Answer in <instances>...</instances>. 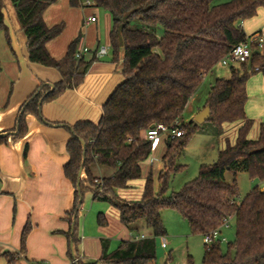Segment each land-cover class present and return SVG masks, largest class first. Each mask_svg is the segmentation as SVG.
Returning a JSON list of instances; mask_svg holds the SVG:
<instances>
[{"label":"trees","instance_id":"1","mask_svg":"<svg viewBox=\"0 0 264 264\" xmlns=\"http://www.w3.org/2000/svg\"><path fill=\"white\" fill-rule=\"evenodd\" d=\"M56 1L11 0L27 39L28 60L54 69L60 80L53 87L45 82L39 84L21 105L16 126L11 131L0 132V144L21 141L28 131L27 116L32 114L44 120L43 105L81 85L91 64L98 59L99 47L89 49L80 59L76 57L81 34L71 41L64 57L57 59L50 54L47 43L65 29L64 22L50 27L44 19L45 11ZM215 1L69 0L72 7L91 5L111 14L112 61L119 63L120 50L124 49L121 69L124 80L103 105L97 122L78 120L68 127L69 160L64 174L75 189L66 235L77 252L81 242L79 210L84 195L89 192L94 200L114 206L125 226L134 229L137 222L144 220L153 231L151 238L124 240L112 251L109 240L103 238L98 261L83 260L76 253L73 264H151L157 257V238L167 234L162 219L165 208L179 212L194 235L204 236L219 228L225 219L234 220L235 239L228 243L226 250L220 241L205 244L203 264H264V190L259 185L253 186L242 200H237L239 172L246 171L252 178L264 180V124L260 125L259 135L250 138L254 120L245 110L250 76L257 72L264 74V55L257 48L247 62L231 67L229 77L216 79L205 104L211 109L209 122L220 135L225 125L239 124L234 141L225 138L215 162L202 164L194 179L166 196L172 176L185 168L178 158L189 140L201 130L196 121L183 120L190 99L201 86L205 73L219 64L233 46L246 40L248 35L242 23L264 8V0H230L218 4ZM6 7L5 0H0V29L8 31ZM161 29L163 33L159 35ZM1 71L0 61V74ZM157 124L175 126L182 132L180 137L166 142L164 166L158 175L159 191L155 190L151 169L142 198L124 201L117 191L142 177V163L152 153L146 131ZM96 164L114 168L115 172L98 177L92 172ZM83 171L85 178L81 177ZM228 171L233 175L231 182L226 180ZM98 223L108 224L103 213L99 214ZM30 230L28 221L20 251L1 255L9 264H16L20 256H25ZM188 264H194L192 256Z\"/></svg>","mask_w":264,"mask_h":264},{"label":"crops","instance_id":"2","mask_svg":"<svg viewBox=\"0 0 264 264\" xmlns=\"http://www.w3.org/2000/svg\"><path fill=\"white\" fill-rule=\"evenodd\" d=\"M6 6L5 24L8 31L0 29V61L2 64L0 74L1 133L11 131L16 126L21 105L37 89L41 82L53 86L54 83L60 80L59 73L54 69L28 60L26 36L21 30L19 20L18 26L13 24L14 15L12 9L7 2ZM67 12H73L69 0H57L47 8L44 13V19L50 27L61 22L66 23L65 14L67 15ZM83 15L79 16L76 31H74L67 42L62 43L59 41L64 33L63 31L58 37L47 43V49L50 54L57 59L64 57L68 49L67 43L70 44L79 34H81L80 43L83 46L93 50L97 47L99 49L106 47L107 52L97 53L98 59L91 64L81 85L77 88L68 89L57 100L43 105L44 120L40 119L39 121L32 114L27 116L28 131L21 141L15 144H0V259L4 261L3 264H9L8 259L1 256L4 252L17 253L19 251L23 230L28 221H30L31 230L27 237L26 254L25 256H20L16 264L21 262L22 258L32 262V264H35V262L73 264L76 260L73 258L76 253L83 260L98 261L102 254L101 240L103 238L109 240L111 251L116 249L111 243L115 236L112 237L110 233H107L112 223L110 215L104 214L108 221L106 226L99 225L97 219V224L102 228L99 233L95 236H87L84 231L81 232L79 214V236L80 233L82 235L80 236L81 242L77 252H75L74 246L66 235V232L70 229L68 212L73 208L75 189L72 182L64 174V166L69 160L66 144L71 134L68 127L78 120L97 122L100 119L103 105L124 80L121 73L124 49L121 48L120 50L119 63L112 61V55L109 58L107 57L108 59L106 60L102 59V57L107 56L110 50H108V46H111L109 34L112 23L109 22L110 17L108 15L105 16L107 29L99 31L100 28L97 25L99 18L95 15L88 16V19L94 16L96 20L91 23L93 31H85L83 35L82 31H79L80 27H83L85 23L89 24L85 18L86 15ZM242 25H244V22ZM94 26H96V30ZM102 40L105 41L107 46L100 47V41ZM260 52L264 53V47ZM252 81V84L247 82L249 98L245 110L247 116L254 120L252 128H256L258 136L260 125L264 124V76L256 75L252 78ZM204 108L205 105L203 106ZM202 110H199V112ZM238 126V123L225 125L224 132L220 135L221 139L225 141V138L228 137L234 141ZM166 142L167 140L163 137L155 148L157 149L161 144H164L163 155L166 151ZM20 143L25 144L24 152L27 148V154L16 158L15 154L20 151L19 148L22 146ZM36 146L41 148L42 154L35 155ZM222 147L219 146L218 150ZM163 166V161L157 165V168L152 162L148 172L152 169L154 177L158 179L159 172L163 169ZM92 172L98 177H108L114 174L115 169L96 164L92 166ZM81 177H86L84 171L81 173ZM135 181H131L128 188L120 189L119 197L122 200L138 201L142 198L144 184H141L140 189H135ZM262 189L264 190V188ZM110 206L111 208L109 209L117 217L115 226L117 227L116 237L120 241L119 244L124 240H140L153 236L152 229L147 230L146 234H140L137 227L138 222L133 226L134 229L125 226L120 221L118 210L111 204ZM12 214L15 217H12ZM27 214L29 215L28 219L26 224H23ZM17 217L19 223L16 225ZM72 220H75V218ZM142 236L144 237L136 239ZM161 237V246L167 248L170 243L169 239L166 235ZM37 240H39L38 243H36ZM35 244H38V246ZM189 250L190 248L187 244L186 252H189ZM171 253L172 255H168L166 259L162 256L156 257V260L151 264H172L176 262V253L173 254V249ZM190 256L192 255L188 253L185 260L183 262L180 261L179 264H188Z\"/></svg>","mask_w":264,"mask_h":264},{"label":"rangeland","instance_id":"3","mask_svg":"<svg viewBox=\"0 0 264 264\" xmlns=\"http://www.w3.org/2000/svg\"><path fill=\"white\" fill-rule=\"evenodd\" d=\"M227 1H230V0H216L214 3L218 4V3H223ZM6 2L8 6L12 9V12L14 15L12 19L13 24L18 26L19 25L18 17L14 9V6L12 5L11 0H6ZM72 11H73L72 13L67 12V15L65 14V21H66L65 30H64V33L60 37L61 40H59L62 43L67 42L69 38H71V36L73 35L74 31H76L77 20H79L80 15L84 16L83 14H85L86 15L85 18L87 20H88V16H92V15L97 16L99 18V23L97 24L99 25V28H100L99 31H105V29H107V25H105L107 21V20L105 21L106 15L110 17L109 22L112 23L111 14L103 8H99V7L91 6V5H85L82 7H72ZM91 23H92L91 21H89L90 25L85 23L83 27H80L79 31L81 30L83 35L85 34V31H93ZM96 26H94L95 30L97 29ZM262 27H264V8H260L256 16L245 20L244 25H243V28L245 32L247 33V35H250L252 32ZM158 33L159 35H162L163 30L162 29L159 30ZM104 45H105V41L104 40L100 41V47ZM67 46H69V43H67ZM108 50L109 51H108L107 56L102 57L103 60L108 59L109 56L113 54V50L111 46H108ZM261 54L264 55V53H261ZM240 65L241 63L229 60L228 66H224L222 65V63H219L211 71H208L207 73H205L201 86L199 87L197 92L193 95V97L190 99L184 111L183 120L185 122H190L192 120L195 121V117L197 113L199 112V110H202L203 106L206 104L208 97H209L211 87L214 85L216 79L219 77H229L231 74V67L232 66L240 67ZM54 73L56 72L54 71ZM256 75L264 76L262 72L254 73L250 76L248 82H251L252 84L253 82L252 78L255 77ZM247 87H248V84H247ZM36 119L40 121L38 117ZM200 125H201V130H199L189 140L183 154L178 158V162L185 165V168L179 171L178 173H176L174 176H172L171 181H170V186L168 190L166 191V196H171L174 192L179 191L187 182L194 179L198 175L200 166L202 164H211L215 162L218 156L219 146L221 147V146H224L225 144L224 141L221 139L217 128L214 125H212L209 121L203 122ZM256 136H257V130L254 127L250 131L249 137L255 138ZM20 144H22V146L19 148L20 151H18V153L15 154L16 158H18V156L23 157L24 155L25 144L23 143H20ZM164 150H165V146L164 144H161L159 148L154 149L152 151L150 157L143 163L142 177L135 181L134 183L136 185L135 189H140L141 184L142 183L144 184L146 174L152 162H154L155 168H157V165L161 163L162 161L161 156L163 155ZM40 154H42V150L40 147L36 146L35 155H40ZM226 180L229 182L233 180V175L230 171L226 173ZM237 181H238V186H239V195L237 197L238 201L242 200V198H244V196L252 189L253 186L259 185L261 188H264V180L252 178L249 175V173L246 171H241L238 173ZM159 186H160V183L158 179L155 178V190L156 191H158ZM120 191H121L120 189L117 191L118 195H120ZM109 208H111L109 203L104 202V201L94 200L90 192L86 193L84 195L82 209L80 210V213H79L80 222H81V232L84 231L87 234V236H95L97 233L101 231L100 229H102L97 224L98 215L100 213L106 214L107 216L110 215L112 219V223L110 224V227L108 228L109 229L108 232L106 230L105 232L110 233L112 237L115 236L111 240V243H112V246L117 248L120 242L116 237L117 227L115 226V222H117L116 221L117 217L115 213ZM11 216L15 217L14 214H12ZM28 216L29 215L27 214L23 224H26ZM162 219L165 224V227L167 228L166 237L169 239L170 243L167 248H163L161 246L162 237L157 238V250H156L157 257L162 256V257H165L166 259L168 255L170 254L172 255L171 251L173 249V254L176 253L175 254L176 262L172 264H179L180 261L183 262L188 253L192 255L194 264H203L202 256H203V252L205 249V242H204L203 236L194 235V234L192 235L188 222L182 218L179 212H177L176 210L172 208L163 209ZM18 223H19V219L17 217L16 225ZM32 224L34 225L33 221H32ZM137 227H138V231L140 234H146V231L151 229L146 225V222L144 220H140L137 224ZM222 233H223V236L227 238L225 242H222V248L223 250H226L228 243L232 242L235 239L236 227H235V223L233 219L230 220L229 226L224 228ZM81 235L82 233H80V236ZM38 242L39 240L36 241V243ZM187 244L189 245V248H190L189 252H186ZM35 245L38 246V244H35ZM3 263L4 261L0 259V264H3ZM19 263L20 264H32V262L27 261L24 258H22V261Z\"/></svg>","mask_w":264,"mask_h":264},{"label":"built area","instance_id":"4","mask_svg":"<svg viewBox=\"0 0 264 264\" xmlns=\"http://www.w3.org/2000/svg\"><path fill=\"white\" fill-rule=\"evenodd\" d=\"M90 3V2H87ZM96 17H90L87 21H95ZM81 42V41H80ZM79 42L78 50L76 53V57L80 59L84 54H86L89 49L85 46H83ZM264 47V28L256 31L255 33H252L247 36L246 40L243 42H240L233 46L231 51L220 61L222 65L228 66L229 60L236 61L238 63H245L248 61V59L251 57L254 48H257L258 51L263 49ZM107 52L106 47H102L99 49V53H105ZM182 135V132L179 128L173 126L169 127L165 124H157L151 126L146 131V138L151 142L152 149H155L163 137L168 140L175 137H180ZM230 218H227L223 221L222 225L219 228L214 229L208 234H205L203 236L205 244L211 245L212 243L216 241L225 242L227 238L223 236L222 230L229 226ZM137 237L136 239L143 238ZM41 264H48L47 262H42Z\"/></svg>","mask_w":264,"mask_h":264},{"label":"water","instance_id":"5","mask_svg":"<svg viewBox=\"0 0 264 264\" xmlns=\"http://www.w3.org/2000/svg\"><path fill=\"white\" fill-rule=\"evenodd\" d=\"M210 119H211V109L208 106L205 107L202 111H200L195 117V121L199 124L209 121Z\"/></svg>","mask_w":264,"mask_h":264}]
</instances>
